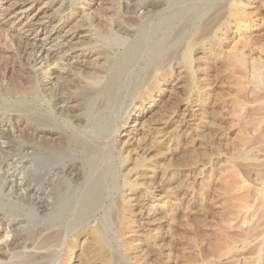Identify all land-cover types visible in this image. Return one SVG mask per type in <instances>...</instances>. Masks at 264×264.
Listing matches in <instances>:
<instances>
[{
	"label": "rangeland",
	"instance_id": "obj_1",
	"mask_svg": "<svg viewBox=\"0 0 264 264\" xmlns=\"http://www.w3.org/2000/svg\"><path fill=\"white\" fill-rule=\"evenodd\" d=\"M125 1L0 0V50L15 52L14 37L21 35L27 49L85 61L91 50L79 40L89 36L81 26L87 18L116 6L124 20L140 19L139 28L152 16L136 14L140 0H129L123 14ZM228 2L215 3L225 6L219 22L211 13L216 6L179 14L178 21L193 26L206 23L209 34L195 43L190 65L180 60L185 38L160 57L161 70L153 72L159 79L149 77L138 90L129 83L132 100L112 139H102L95 152L69 161L60 149L37 145L35 118L28 115L34 109L0 119V223L12 240L0 251V264H264V0ZM164 3L141 6L169 8ZM231 3L238 20L226 15ZM2 12L9 13L7 22ZM45 61L35 69L66 70L64 61L56 62L60 68ZM47 78L40 81L48 84ZM65 104L74 102L69 97ZM36 107L48 111L44 100ZM53 131L57 141L61 132Z\"/></svg>",
	"mask_w": 264,
	"mask_h": 264
},
{
	"label": "bare ground",
	"instance_id": "obj_2",
	"mask_svg": "<svg viewBox=\"0 0 264 264\" xmlns=\"http://www.w3.org/2000/svg\"><path fill=\"white\" fill-rule=\"evenodd\" d=\"M217 1H219L221 5L223 4L225 5V2H228V0H165L164 6H169V8L163 10H167L168 14L166 15L160 14L153 16L152 10L160 9L159 12L163 11L162 4L150 5L149 10H146L141 6L142 4H144V0H140V4L135 6L136 14L140 15L141 17L147 16V14L148 15L152 14V16H147L146 17L147 21L143 23L141 26H139V28H138V21L140 19L137 20L136 22L133 19L129 20L131 18L126 17V20H124L123 16L120 15V10H121L120 7H117L116 9V6H114L115 8L112 9L110 7L109 10L106 9L101 10L100 13L98 11L99 13L98 17L96 16L97 14L89 19L87 18V20L84 17L87 23L81 26L87 27V31H88L87 34H89V36L87 37L85 36L86 38L83 41L79 40L81 41L79 46L91 50L92 52L88 50L89 51L88 56H92V57H90V59H85V61L83 58L82 60L84 62L82 60H80V62L75 60L77 62H74V64H73L74 59H72L71 61L69 57L63 56L65 53L61 55L59 54V52L58 53H49L48 51L43 52L37 46L33 45L34 47H31L32 43L30 45L31 48L27 49V47L29 46L28 45L26 47L25 45V43H27L26 42L27 37L18 34L19 36L14 37L16 40V46L14 49L15 52L12 51V53L10 52L11 53L10 55L6 56L3 53V51H5L4 49L6 48L0 50V119L22 117L26 115V113H28L29 110L34 109L35 113L28 115H32L35 118L36 125L35 124L33 125H35V130H36L35 143L37 145H42V146L44 145V147L47 150H51V151L52 148H55L57 152L58 149H60L65 159L69 161H71L70 159L75 155L86 156L88 155V153L95 152L103 144V142H100L102 141V139L108 141L109 138L113 137L112 135L114 133V126L116 122L121 118L119 113L123 111L124 104L127 105L128 102L132 100V92H131L132 90H129L130 87L129 83L133 82L132 84L133 86L131 85L132 86L131 88L136 90L140 86L145 85L149 80L148 79L149 77H153L155 81L156 78L159 79L162 74L156 77L153 72L161 70L160 57L168 50H170L171 47H173L177 42L183 39L185 41V38H187L188 42H186L185 48H183L184 51L182 50L183 51L182 54L180 53L181 54L180 60L182 63L186 65H190L191 53L196 45L195 43L199 41V39L201 40V38L209 34L206 23L199 26H193L194 24H191L190 20L187 22L178 21L177 17L179 16V14L182 11L188 9L195 10L197 8L198 9L208 8L209 10L214 6H216L215 3L217 4ZM59 3L61 2L58 1L54 5L58 6ZM129 4H130L129 0L123 3V7H122L123 14L127 12V8L129 7ZM223 7L225 6H219L218 8L216 6L215 9L211 11V13L214 12L213 15L215 16L217 21L222 20L223 15H225L224 12L222 13L219 12V10L222 9ZM227 7L228 9L226 15H229L233 20H238L239 18L237 16L238 11L236 5L234 3H231ZM94 9H96V6ZM125 10L126 12H124ZM175 11L177 12L174 13ZM2 13L3 14L1 16H3V19L6 20L7 22L9 13L7 12H2ZM210 14L208 15V17L212 16ZM213 25L216 24L213 23ZM212 27L213 26H211V29H213ZM14 41L12 38V43ZM209 41L213 43L217 42L218 41L217 33H212L210 35ZM28 44L30 43L28 42ZM62 45H60L61 49L65 47ZM67 46L71 48V46L69 45ZM75 48L77 47L75 46ZM59 55L63 57L60 58ZM170 57L173 56L171 55ZM175 58L178 59V57ZM58 60L62 62L64 61L66 63L67 67L66 70H63L64 72H58L53 70L51 72L48 71L49 72L48 73L46 71L47 68L39 69V70L35 69V67L37 68V66L40 65L42 61H45V63L48 61L53 66L54 64L56 65L58 64L56 63ZM242 60H243L242 55L240 54L235 55L234 57L235 63H241ZM134 61H136V66H133L132 64ZM37 62L40 63L37 66H34ZM71 62L72 65H68ZM60 65L57 66L59 67ZM63 67L65 68V66ZM121 77H123L122 79H124V81L120 83ZM40 78L41 79L47 78L48 82L50 81V83L43 84V82L40 81ZM123 88L125 89L124 92H123ZM69 97L73 100L74 105L72 106L71 104H69L72 107L68 106L69 107L68 108L65 103L68 101ZM43 100L45 102L48 111L42 112L43 110L39 108L37 109L36 107L40 103H42ZM10 121L12 120L10 119ZM54 129H57L61 132L60 135L59 134L57 135L61 137L58 138L57 141L54 140V136L56 137V133H54L53 131ZM50 145H52V148L50 147ZM52 175L54 176L53 173ZM73 176L75 177V175ZM46 182H48V187H49L51 180L50 179L46 180ZM39 200L40 199H38V201ZM40 207L44 208V210H47L46 206L40 205ZM76 209L75 212L77 213L82 211L80 209L76 211ZM7 228H8L7 226L4 227V225L0 223V234L2 233V235L0 236H3L2 246L0 245L1 252L6 251L7 247L9 246V243H11L12 241L11 239L9 240L10 236ZM34 246L33 248L31 247L32 250L35 249ZM12 247H13V242H12ZM14 247H16V245H14ZM21 252H20V256L23 254V253L21 254ZM15 254H19L17 250ZM24 254L22 258L24 257ZM27 255L25 258L28 257V261H29L30 255L29 256ZM0 257L2 258L3 255L0 254ZM2 263H4V261ZM22 263H27V262H22ZM108 264L111 263L108 262Z\"/></svg>",
	"mask_w": 264,
	"mask_h": 264
}]
</instances>
